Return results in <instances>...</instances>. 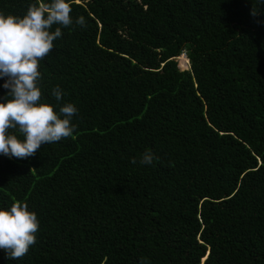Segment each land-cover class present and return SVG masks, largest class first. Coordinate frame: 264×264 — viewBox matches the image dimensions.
I'll return each mask as SVG.
<instances>
[{
    "label": "trees",
    "instance_id": "obj_1",
    "mask_svg": "<svg viewBox=\"0 0 264 264\" xmlns=\"http://www.w3.org/2000/svg\"><path fill=\"white\" fill-rule=\"evenodd\" d=\"M68 2L86 27L61 28L37 86L57 113L75 105L76 127L28 158L0 153V208L39 221L0 264H264V0Z\"/></svg>",
    "mask_w": 264,
    "mask_h": 264
},
{
    "label": "clouds",
    "instance_id": "obj_2",
    "mask_svg": "<svg viewBox=\"0 0 264 264\" xmlns=\"http://www.w3.org/2000/svg\"><path fill=\"white\" fill-rule=\"evenodd\" d=\"M71 11L68 0H37L22 17L0 14V78H4L3 87L8 90L5 102H0V153L10 158H28L41 145L73 135L76 126L71 121L78 109L65 103L57 113L51 104L39 102L42 93L37 86L41 79L39 61L53 49V41L62 36L61 28L86 27L85 18L73 20ZM258 12L253 6L251 15L255 17ZM54 25L55 30L50 31ZM179 54L185 55L183 51ZM51 95L60 105L62 89L56 86ZM155 160L158 157L145 150L139 163L152 165ZM131 163L136 164L137 159ZM38 230L37 215L27 203L17 201L10 209L0 208V249L8 260L23 258L36 243Z\"/></svg>",
    "mask_w": 264,
    "mask_h": 264
},
{
    "label": "rangeland",
    "instance_id": "obj_3",
    "mask_svg": "<svg viewBox=\"0 0 264 264\" xmlns=\"http://www.w3.org/2000/svg\"><path fill=\"white\" fill-rule=\"evenodd\" d=\"M175 58V61H176V65L179 69H185V68H188V62H187V59L186 57L183 56V54H180ZM185 59V61H184Z\"/></svg>",
    "mask_w": 264,
    "mask_h": 264
},
{
    "label": "bare ground",
    "instance_id": "obj_4",
    "mask_svg": "<svg viewBox=\"0 0 264 264\" xmlns=\"http://www.w3.org/2000/svg\"><path fill=\"white\" fill-rule=\"evenodd\" d=\"M184 57H185V55H183ZM184 61H185V59H184Z\"/></svg>",
    "mask_w": 264,
    "mask_h": 264
}]
</instances>
